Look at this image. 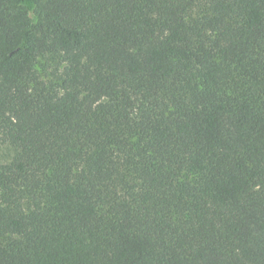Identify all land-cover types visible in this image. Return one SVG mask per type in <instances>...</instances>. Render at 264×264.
Listing matches in <instances>:
<instances>
[{"label":"trees","instance_id":"1","mask_svg":"<svg viewBox=\"0 0 264 264\" xmlns=\"http://www.w3.org/2000/svg\"><path fill=\"white\" fill-rule=\"evenodd\" d=\"M0 264H264V0H0Z\"/></svg>","mask_w":264,"mask_h":264},{"label":"rangeland","instance_id":"2","mask_svg":"<svg viewBox=\"0 0 264 264\" xmlns=\"http://www.w3.org/2000/svg\"><path fill=\"white\" fill-rule=\"evenodd\" d=\"M11 154V150H9L6 146L0 145V162L6 160Z\"/></svg>","mask_w":264,"mask_h":264}]
</instances>
